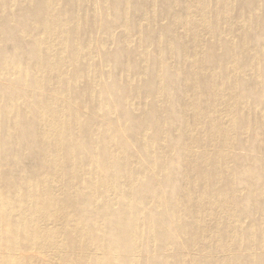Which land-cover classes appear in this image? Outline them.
<instances>
[{
  "label": "bare ground",
  "instance_id": "6f19581e",
  "mask_svg": "<svg viewBox=\"0 0 264 264\" xmlns=\"http://www.w3.org/2000/svg\"><path fill=\"white\" fill-rule=\"evenodd\" d=\"M0 264H264V0H0Z\"/></svg>",
  "mask_w": 264,
  "mask_h": 264
},
{
  "label": "rangeland",
  "instance_id": "374dc122",
  "mask_svg": "<svg viewBox=\"0 0 264 264\" xmlns=\"http://www.w3.org/2000/svg\"><path fill=\"white\" fill-rule=\"evenodd\" d=\"M94 1H96V0H94ZM84 3V5L85 6H89L90 5V2H87V1H84V2H82V4ZM101 9L104 11V14L106 13V8L103 6V5H101ZM138 14H139V12L138 11H136L135 9H131L130 8V13H129V19L132 17V18H134V17H136V16H138ZM114 24H115V26L116 27H119L121 24H122V21L119 19V18H117V19H115V21H114ZM12 42H9L6 46L4 45V47L5 48H11L12 47ZM92 45H94V44H92ZM148 45H149V47H150V52L153 54V55H156V53H157V46L155 45V44H152V42H148ZM120 47H121V45H119ZM216 48V46H214V49ZM18 51L19 52H22L23 51V49L22 48H19L18 49ZM103 56H105V55H107V53L105 54H102ZM96 59H97V64H98V57H96ZM124 58H122V60H123ZM134 68H132L131 70L133 71V72H135V73H138L139 72V68L137 67V66H133ZM110 68H111V65H110ZM119 68H120V64H118V65H116L115 67H114V72L116 73L118 70H119ZM171 68L173 69L172 70V73H174V75L175 76H177L178 78H180L181 77V79H184V75H182L181 74V71H180V67L178 66V64H173V65H171ZM152 69H153V71L156 69V66L154 65L153 67H152ZM181 79H179L180 81H179V83H176V81H175V79L174 78H171L170 79V81L169 80H167V84H168V88H169V90L171 89V97H172V100H173V104H174V107H175V110H176V113L178 112L180 115H182V113H181V109H180V102H178V100L179 101H181L182 99H181V97L182 96H180V93H179V91H178V89H180V88H182V87H189V85H190V82L187 80V79H184V80H181ZM178 82V81H177ZM134 89L132 90V92L131 93H133L132 95H134L135 93H134ZM211 94H209V93H207L204 97H203V101H202V103H204V104H206L207 102H208V100H211ZM181 99V100H180ZM65 100V99H64ZM119 109V108H118ZM118 109H116L115 111L117 112V110ZM178 125H180V123H178L177 124V126ZM177 135H178V132L177 131H175V134L174 135H172L174 138H173V140L175 141L176 139H177ZM262 138V136L261 135H259V139H261ZM178 142V140H176V143ZM219 150V148H218V145H215V144H211L210 146H209V152L212 154V153H215V152H217ZM195 152L197 153V154H201L202 152H203V150L201 149V148H199V147H195ZM242 152H244V151H242ZM259 156H261V154H258ZM216 162V161H215ZM34 165H35V159H34V157L33 156H29V157H27V158H25L24 160H23V163H22V167H23V170L24 171H28L29 169H32L33 167H34ZM186 165H188V166H190V163L188 164H185L184 166H186ZM215 166H216V168H219V165H218V163H215ZM25 168V169H24ZM86 169H88L89 167L88 166H86L85 167ZM254 210V209H253ZM252 215V212L250 211V213H249V216L251 217V219H253L254 217L253 216H251ZM46 259H48V258H46Z\"/></svg>",
  "mask_w": 264,
  "mask_h": 264
}]
</instances>
